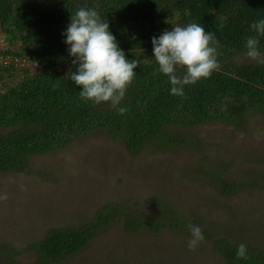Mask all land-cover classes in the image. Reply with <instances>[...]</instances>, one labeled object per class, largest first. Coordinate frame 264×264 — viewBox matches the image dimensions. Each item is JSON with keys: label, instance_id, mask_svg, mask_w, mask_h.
Returning <instances> with one entry per match:
<instances>
[{"label": "trees", "instance_id": "obj_1", "mask_svg": "<svg viewBox=\"0 0 264 264\" xmlns=\"http://www.w3.org/2000/svg\"><path fill=\"white\" fill-rule=\"evenodd\" d=\"M80 8L96 10L109 22L127 58L139 60L134 81L118 105L127 109L124 114L110 103L82 99L81 87L71 80L76 66L63 33ZM261 19L264 0H0V56L26 62L24 68L0 69V173L24 171L31 157L96 131L138 156L151 146L164 150L191 144L175 137V130L215 122L246 126L250 115H264V65L240 64L236 58L246 52V39L257 35L251 24ZM193 22L215 34L220 68L211 78L186 85L182 98L171 94L169 78L159 71L152 37ZM259 41L264 53V36ZM184 72L177 70L179 76ZM221 174L214 177L218 190L233 194L235 185ZM162 205L153 216L124 203H106L91 222L51 229L32 243L28 249L36 259L31 263L12 258L21 255L18 250L12 255L6 248L0 251L9 255L7 264H59L115 222L122 221L127 233L172 230L188 238L190 224L202 227L197 218L187 219L166 202ZM240 244L226 237L214 241L227 264H264V249L251 244H245L248 258L237 259Z\"/></svg>", "mask_w": 264, "mask_h": 264}, {"label": "rangeland", "instance_id": "obj_2", "mask_svg": "<svg viewBox=\"0 0 264 264\" xmlns=\"http://www.w3.org/2000/svg\"><path fill=\"white\" fill-rule=\"evenodd\" d=\"M236 61L254 62L246 52ZM173 134L191 144L133 156L96 131L31 157L24 171L0 173V250H18L12 258L31 263L36 254L28 247L49 230L79 228L112 202L153 216L166 202L197 218L205 239L193 251L187 236L127 233L120 221L59 264H227L214 247L219 237L264 249V115H250L243 127L215 122ZM220 174L235 185L233 194L218 190ZM7 254L0 251V264Z\"/></svg>", "mask_w": 264, "mask_h": 264}, {"label": "clouds", "instance_id": "obj_3", "mask_svg": "<svg viewBox=\"0 0 264 264\" xmlns=\"http://www.w3.org/2000/svg\"><path fill=\"white\" fill-rule=\"evenodd\" d=\"M71 22L63 35L69 46V55L76 71L71 80L81 87L80 97L95 104L110 103L120 114L126 108H118L136 76L139 60H129L112 34L108 21L101 19L94 9L80 8L71 15ZM251 29L257 34L246 39V56L264 65V53L259 49V37L264 36V19L253 22ZM215 34L206 31L198 23L174 26L152 37L153 53L159 71L169 78L171 94L185 97L184 87L194 85L201 79L211 78L219 70ZM178 69H185L183 76ZM189 250H195L204 241L203 229L190 224ZM237 259H247V246L238 245Z\"/></svg>", "mask_w": 264, "mask_h": 264}, {"label": "built area", "instance_id": "obj_4", "mask_svg": "<svg viewBox=\"0 0 264 264\" xmlns=\"http://www.w3.org/2000/svg\"><path fill=\"white\" fill-rule=\"evenodd\" d=\"M26 62L19 59H13L10 56H0V69L2 68H24Z\"/></svg>", "mask_w": 264, "mask_h": 264}]
</instances>
